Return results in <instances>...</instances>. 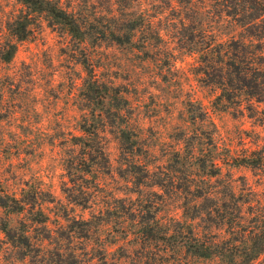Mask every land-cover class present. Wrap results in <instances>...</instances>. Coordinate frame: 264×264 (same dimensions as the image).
<instances>
[{
	"label": "trees",
	"instance_id": "16d2710c",
	"mask_svg": "<svg viewBox=\"0 0 264 264\" xmlns=\"http://www.w3.org/2000/svg\"><path fill=\"white\" fill-rule=\"evenodd\" d=\"M136 1L116 0L115 10L92 17L68 10L60 0H19L20 9L6 21L3 64L42 23L74 42L86 72L80 91V109L86 112L79 134L70 138L61 190L68 203L83 208L95 196L110 200L88 219L71 215L60 201L46 211L42 204L55 201L50 192L34 187L16 195L5 188L0 171L5 242L16 260L27 264H140L142 258L157 264L180 261V254L217 264H264L256 261L264 255V215L251 211L254 216L245 224L244 205L250 201L236 195L228 173L225 179L222 175L225 165L264 168V146L227 159L208 111L188 100L190 129H176L165 163H157L159 157L132 127L127 91L100 79L89 50L103 42L121 46L142 62H156L164 82L173 69L174 50L195 54L194 74L210 90L212 109L264 123V0H160L161 13L168 12L163 28L175 43L171 48L154 16L132 8ZM235 30L238 35L231 33ZM106 127L119 139L118 174L133 184L134 200L110 195L101 186V177L112 170ZM168 201L177 204L178 217L164 213ZM197 218L208 230L201 235ZM107 225L112 228L104 231Z\"/></svg>",
	"mask_w": 264,
	"mask_h": 264
},
{
	"label": "rangeland",
	"instance_id": "374dc122",
	"mask_svg": "<svg viewBox=\"0 0 264 264\" xmlns=\"http://www.w3.org/2000/svg\"><path fill=\"white\" fill-rule=\"evenodd\" d=\"M115 1L60 0L68 10L80 12V16L90 13L92 17L106 14L111 7L115 10ZM20 7L19 0H0V40L5 37L6 21ZM132 8L137 11L147 9L167 39V45L170 48L174 46L170 33L163 28L168 12L161 13L160 0H137ZM219 31L224 30L221 28ZM231 33L239 34L238 30ZM73 48L74 42L69 36L42 23L27 40L19 42L10 63H0V171L9 192L20 195L22 189L28 191L34 187L48 191L55 201L42 204L46 211L55 209L57 201H60L71 215L88 219L108 204L110 196H95L89 206L83 208L68 203L61 190L62 183L67 180L66 158L73 148L70 138L79 134V123L86 112L80 109V91L86 72L80 62L82 56ZM89 50L94 54L91 63L100 79L127 91L132 127L143 143L150 145L159 157L157 163H165L168 145L174 143L172 134L176 129H190L188 100L197 101L208 111L216 126L219 150L227 159L241 154L244 149L264 146V123L212 109L210 90L201 86L194 74L195 54L174 50L173 69L164 82L156 62H142L140 56L121 46L103 42ZM103 134L112 170L101 177V186L110 195L134 200L137 194L130 191L135 189L133 184L118 174L119 139L110 127H106ZM227 173L236 195L250 201V205H244L248 211L245 224H249V218L254 216L251 211L264 215V168L225 165L224 179ZM164 213L178 217L181 211L177 204L169 202ZM5 214L0 207V220ZM203 224L200 218L194 221L199 235L208 231L203 230ZM111 228V225L103 227L104 231ZM211 230L221 231L219 236L225 235L224 229L212 226ZM122 241L120 239L119 244ZM178 257L180 261H159L157 264H217L215 260L205 261L182 254ZM256 261H264V255ZM146 262L152 263L142 258L140 264ZM135 263L120 261V264ZM0 264H27L16 260L1 230Z\"/></svg>",
	"mask_w": 264,
	"mask_h": 264
}]
</instances>
